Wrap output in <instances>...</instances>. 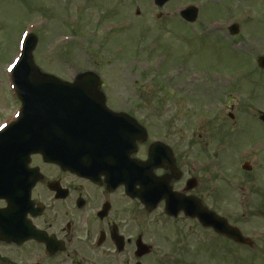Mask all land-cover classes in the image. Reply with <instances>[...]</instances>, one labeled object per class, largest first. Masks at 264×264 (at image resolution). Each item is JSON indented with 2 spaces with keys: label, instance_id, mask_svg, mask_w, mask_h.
<instances>
[{
  "label": "flooded vegetation",
  "instance_id": "flooded-vegetation-1",
  "mask_svg": "<svg viewBox=\"0 0 264 264\" xmlns=\"http://www.w3.org/2000/svg\"><path fill=\"white\" fill-rule=\"evenodd\" d=\"M27 1L0 0L3 52L15 48L11 13L16 3ZM112 1L75 3L91 14V2L99 4L102 13ZM239 3L206 0L205 14L198 22L174 17L184 27L180 33L189 36L193 33L187 31L199 30L201 24L204 47L217 54L226 52L218 68L200 72V82L193 80V70L178 62L168 69L163 68L165 64L162 70L161 64L150 67L158 57L154 52L140 57V71L143 79L155 78L162 96L143 93L150 79L142 84L127 78L90 81L99 84L95 94L77 96L94 104L90 112L66 114L71 131L78 130L65 136L62 132L67 129H45L50 151L67 150L62 162L50 154L45 158L27 152L32 146L31 130L15 125L0 128V182L4 183L0 264H223L225 257L238 259L241 247L254 256V244L234 243L190 216L194 209L183 208L195 202L197 212L206 209L240 226L237 210L221 206L230 191L239 187L240 174L234 170L227 175L224 152L233 146L239 151L255 146L251 158L264 152L261 138L245 144L229 139L231 131L248 130L253 124L264 129L259 118L264 101L252 96L251 90L260 82L250 85L249 81L246 86L237 79L250 80L253 74L264 73L258 66L259 60L264 63V17L242 16ZM63 82L73 84L74 80ZM197 83L201 98L194 92ZM194 102L201 111L193 110ZM166 103L169 110L162 106ZM15 107L16 103L12 109L9 103L0 105V127L16 121ZM193 117L205 121L201 133L196 131L199 124L194 130ZM251 160L241 162L250 171ZM259 165L264 171L263 160ZM77 168L90 175L80 174ZM260 178L263 186L264 172ZM254 183L259 185L256 179Z\"/></svg>",
  "mask_w": 264,
  "mask_h": 264
},
{
  "label": "rangeland",
  "instance_id": "rangeland-1",
  "mask_svg": "<svg viewBox=\"0 0 264 264\" xmlns=\"http://www.w3.org/2000/svg\"><path fill=\"white\" fill-rule=\"evenodd\" d=\"M187 1L188 0H173L172 2L175 4H182ZM189 1L195 2L196 5H201L203 1L204 3L206 2V0ZM138 2L139 0H124V2L115 1L113 8L108 4V6H110L109 16L106 17V13L104 12L103 16H105L106 19H103L100 23V29H97L99 27L92 29L96 33L95 37L87 38L85 36H89L88 34L83 35V33H80L83 37H76L75 42L68 43L63 48H58L57 50L54 46L59 43V35L63 34L60 32H68L77 29V26L67 23V17L65 16L66 12L63 6L72 3L68 4L65 0H28L25 3L15 5L9 18L11 22L10 30L14 36L17 37L26 22L33 23L37 21L38 18L45 17V20L51 23L49 28H40L35 33L38 37V45L34 51V58H36L37 61L36 65L42 71L54 74L63 79H69L77 71L95 70L93 66L96 65V72L105 79H136L140 80L141 84L150 79L151 82L145 83L143 87V93L145 95L157 94L162 96L159 90L160 88L156 86L157 82L155 78L149 76L143 79L140 71L142 69L140 64L134 62H127L124 64L123 57H119L123 49L119 53L116 52V47L120 45H112V42L123 44L125 50L128 51L126 57L128 60L131 56H144L146 52L141 51L144 41L149 39L154 40L152 50L157 52L155 54L163 52L169 57L163 67L165 69H168L170 64L178 62L183 64L186 69L203 72L204 69L212 66H217L218 68V66L223 63L222 56H225L226 52H219L217 54L213 50L208 51L203 45L202 35L200 34L201 29L188 30L187 32L193 34L186 36L180 33V31H184V27L181 26L174 17L159 22L154 19L155 15L153 16L152 10L149 11L147 16L149 19L147 21L146 18L140 19L138 17L142 16V13L138 16L135 15ZM146 2L143 5L144 7H147ZM235 2H240L241 5V0H234V3ZM254 4L257 5L259 10L263 6V1L254 0L252 7ZM120 6L122 8V19L117 16L118 12L116 11V8ZM166 9L169 10L170 7L167 5ZM68 10L75 11L73 6H70ZM94 11V15L97 14L98 16L100 13L99 9L96 7ZM77 13L80 19L89 20L88 17L82 16L79 12ZM203 14L204 13L200 12L199 17H202ZM257 19L262 20V16H257ZM4 20L5 18L2 19V24ZM104 22H112L111 26L115 28L110 31L105 30ZM80 32H83V30ZM108 36L110 38L104 41ZM63 51L65 55L62 54ZM93 52H97L98 54H92ZM186 52L187 57L184 58ZM179 56L183 57L181 62H179ZM12 57V50L8 53L0 49V100L3 97L2 91L9 80L8 75L5 73V66L11 62ZM96 57H100V59ZM62 59L67 61L66 65H61L64 63L61 61ZM75 66L77 70L72 72L71 70H73ZM145 74H149V72H145ZM237 79H239L242 85L246 86L249 85V81L250 85L256 81L260 82L258 85L257 83L254 84L251 88L253 92L252 96L264 101V73L259 77L253 74L250 80H245L241 77H237ZM194 92L197 98H201L202 93L200 92L199 83L195 85ZM162 106H165V110H169L170 104L166 103ZM204 122V120L193 117L194 130L197 124L201 125V123ZM200 127L199 130H196L198 133H201L204 128L203 125ZM260 138L264 140V129L258 124H253L248 130L231 131L229 133V139L236 144L254 142ZM232 148L233 150L224 152L226 162L225 169L227 175L231 176L232 171L238 169L237 172L239 171L240 174H238L237 185L239 187L230 191V197H225L221 206L230 211L233 209L237 210L235 213L238 215L240 226L246 229L244 232H252L251 228H255L256 249L258 253L256 258H254L249 256L246 250L240 248L238 259L225 257L223 264H264V189H257L256 183H254L255 179L256 182L263 181L260 175H262L264 171L260 170L259 162L260 160L264 161V158L261 157V155L264 157V152L261 154L257 152L259 155L255 158H251L250 150L237 151L234 146ZM245 159H254L251 160L252 167L251 171L248 173L240 170V166L242 165L241 162ZM248 229L250 230L248 231Z\"/></svg>",
  "mask_w": 264,
  "mask_h": 264
},
{
  "label": "water",
  "instance_id": "water-1",
  "mask_svg": "<svg viewBox=\"0 0 264 264\" xmlns=\"http://www.w3.org/2000/svg\"><path fill=\"white\" fill-rule=\"evenodd\" d=\"M163 1L164 0H159V2H163ZM188 15L193 16L194 12L193 14L188 13ZM34 45H35V37H32L29 43L25 45V48L22 53V58L20 62L18 63V65L16 66V69L14 70V73H13V79L18 89L17 91L19 94V98L23 104H25V101L23 100L21 96L23 97L31 96L36 100L37 96L49 94L45 90H40L41 88H46V89L51 90V89H58V88H61V86H63V85H60L59 83H57L55 86H42V85H39L38 83L33 84V85L26 84V81H41V80H53L54 79L50 76L40 74L38 70L33 66L30 53ZM93 79H97V78L91 73H85L77 77V80H93ZM202 217L206 218L205 215H203Z\"/></svg>",
  "mask_w": 264,
  "mask_h": 264
}]
</instances>
